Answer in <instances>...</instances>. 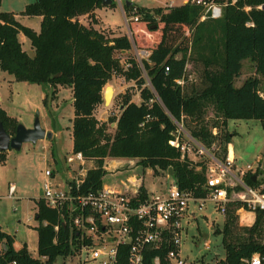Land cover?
<instances>
[{
    "label": "trees",
    "instance_id": "trees-1",
    "mask_svg": "<svg viewBox=\"0 0 264 264\" xmlns=\"http://www.w3.org/2000/svg\"><path fill=\"white\" fill-rule=\"evenodd\" d=\"M263 2L239 0L238 4L226 5L221 16L206 15L203 19V7L194 3L167 10L162 6H139V19L130 22L133 39L144 31L154 42L149 48L150 54L142 57L140 63L136 55L122 61L116 54L132 48L133 41L127 34H108L96 26L98 20L94 11L103 5V0H32L22 12L41 15L39 30L22 23L14 12L0 10V68L17 80L52 87L72 86L73 149L96 162L88 171L84 190L101 188L107 173L105 159L121 157L137 159L144 168H152L154 174L171 170L180 189L204 197L207 195L204 186L208 174L206 163L194 161L188 155L182 157L181 150L170 141L181 124L207 148L217 144L221 153L215 152V156L224 162L228 157L231 132L221 136L213 130L226 126L231 119H258L264 128L260 77L250 75L242 84H235L243 59L247 57L264 76V8L257 7ZM115 4V0L109 3ZM245 4L252 7L246 10ZM125 9L131 12L132 6L125 4ZM84 14L91 16L89 24L81 21ZM249 20L253 24H248ZM133 22L136 29L132 28ZM141 25L145 28H139ZM154 30L161 33L160 38H154ZM21 31L29 36L33 54L23 47L19 37ZM189 63L201 66L199 81L196 72L194 75L188 71ZM114 74L136 82L140 101L133 99V91L128 88L120 94L119 114L100 120L96 110L104 103L105 85ZM48 98L46 91L44 104L48 103ZM210 107L214 115L212 122L206 117ZM0 121L11 135L20 124L1 106ZM111 123L115 124L113 132L108 130ZM52 153L56 156L55 150ZM6 154V150H0V162L6 159ZM244 181L254 187L264 185L257 172L246 173ZM139 194L142 199L148 196L143 183ZM36 204L38 256H33L27 244L17 248L14 236L0 228L3 247L0 264L13 261L53 264L59 256L73 253L71 238L75 237V232L69 225H61L57 233L54 225L59 222L58 212L48 207L42 198ZM242 206L240 200L230 202L223 227L215 228V233L222 234L225 248V257L218 259L216 264H247L246 259L253 254L264 253V210L257 208L254 222L241 225L237 210ZM76 242L73 240V244ZM129 247L120 246L117 264H128ZM172 248L170 242L148 246L144 264H155L156 256L160 264H170L168 253Z\"/></svg>",
    "mask_w": 264,
    "mask_h": 264
},
{
    "label": "rangeland",
    "instance_id": "rangeland-1",
    "mask_svg": "<svg viewBox=\"0 0 264 264\" xmlns=\"http://www.w3.org/2000/svg\"><path fill=\"white\" fill-rule=\"evenodd\" d=\"M30 1L32 0H1L0 10L14 12L22 23L36 29L40 27L41 16L22 12L25 5ZM160 1L163 0H139L140 3H147L149 7L158 6ZM99 15L102 19L100 24H97L100 29L105 30L108 34H127L133 41L130 50L123 53L117 51L116 54L122 61L130 55H136L138 58L137 50L149 49L153 45L152 37H149L144 31L139 32L134 41L129 33L131 27L127 25L121 5L117 1L115 5L107 4L100 9ZM80 19L86 24L92 21L89 15L81 16ZM96 19L99 21V18ZM104 22L109 25L105 26ZM141 27L144 25L139 26V28ZM132 28L136 29L135 22L132 23ZM19 34L23 47L32 54L33 47L29 36L22 31ZM160 36L161 33L154 30V38H160ZM200 69V65L188 64V71L196 72L198 81L200 80ZM250 75L260 77V88L264 95V76L257 72L255 62L247 57L243 59L241 73L235 78V84H242L244 79ZM191 77L193 75H190ZM107 84L113 85L114 96L110 104L102 103L99 105L97 114L106 111L107 116L119 114L120 94L128 88L133 91V99L140 101V91L134 80H126L124 76L114 74ZM53 88H55L54 93H52ZM46 91L49 93V98L48 103L44 104L43 98ZM0 105L5 107L11 115L16 116L19 122L26 127L33 125L38 117L43 128L47 130L53 128L56 131V135L52 139L39 140L37 143L26 142L20 150H7L6 159L0 162V228L14 235L16 246L27 244L33 256L37 257L36 201L45 182L44 170L48 163L52 164L53 162L52 150L56 151V158L59 160H63L64 154L67 152L71 154L73 150L71 135L74 116L73 89L71 85L52 87V85L17 80L13 74L0 68ZM206 117L207 120H210L209 122H212L214 117L212 107L208 108ZM179 127L183 126L180 124ZM183 129L185 134L190 135L186 128L183 127ZM108 130L114 131L113 123L109 125ZM215 130L216 133L220 132L219 135L221 136L226 132H231L232 135L230 146L236 155V161L232 164H229L228 160L222 163L230 167L243 181L248 172H257L258 179L264 180V128L260 120L231 119L226 126ZM185 134L181 130L183 140L188 141L189 138ZM191 148V152L188 153L189 158L194 161H203L208 168L216 164L215 152L221 153V148L217 144L207 148L197 140L191 142ZM62 164L64 165V161ZM91 164L95 166L96 162L93 160ZM107 164L110 171L105 174L103 181L111 186H122L121 180L127 182L128 177H137V175H140L141 181H144L137 182V184L143 183L150 191L164 188L166 184L172 181L170 172L161 170L160 173L154 174L152 168H144L137 159L117 163L116 168H114L112 160H108ZM248 165H251L252 169L247 171ZM112 169L115 171H111ZM56 173L55 181L59 179L60 171H56ZM12 185H14V193L13 197L10 198L8 193ZM190 207V212L194 213L189 212L183 220L181 255L187 259L188 264H201L203 261L208 264H216L218 259L225 257L223 236L215 233V228L223 227L225 214L216 209L211 201H206L202 209L192 204ZM244 215L245 213L240 215L239 223L241 225L248 223ZM207 243H209L208 246ZM85 258V252L82 254V261L78 256H59L53 264H89L84 262ZM96 264L100 263L96 262Z\"/></svg>",
    "mask_w": 264,
    "mask_h": 264
},
{
    "label": "built area",
    "instance_id": "built-area-1",
    "mask_svg": "<svg viewBox=\"0 0 264 264\" xmlns=\"http://www.w3.org/2000/svg\"><path fill=\"white\" fill-rule=\"evenodd\" d=\"M122 8L126 23L130 26L133 19H139L137 9L139 6H147L139 0H115ZM127 1H131V12L125 9ZM201 5L206 15L219 17L228 4H238L239 0H163L158 6L165 10L184 3ZM149 7V6H147ZM251 4H245L249 10ZM258 8H264V2L257 4ZM248 24H253L249 20ZM131 37L132 31L129 28ZM150 54L149 49L137 50L138 60L142 63V57ZM168 68V67H167ZM179 127L177 135L170 141L171 145L179 148L182 157L191 152V142L195 138L187 135L188 141L182 140ZM216 133V130H214ZM215 166L208 168L205 182L207 195L197 197L192 192L182 190L173 178L163 191L149 193L144 199L140 197L141 184L134 181L123 182L124 189L115 188L109 184L93 190H84L88 171L94 166L93 160L87 159L81 151L72 150L64 156L62 170L55 159L53 166L48 163L44 170L45 182L38 199L42 198L46 205L55 209L59 214V222L54 225L58 233L61 225H69L75 232L71 238L73 253L68 256H78L82 261L83 252L86 253L85 263L117 264L120 246L129 245L128 264H144V254L148 246H160L163 242H170L173 248L168 253L170 264H188L187 259L181 255V240L183 220L190 212L191 204L203 208L206 201H211L216 209L226 214L227 206L233 200H240L244 206L237 213L246 208L253 212L257 208L264 210V185L254 187L237 176L223 161L215 158ZM228 163L234 162L227 157ZM223 162V163H222ZM65 169V171H63ZM252 169L248 165L247 171ZM56 171H60L59 179ZM244 173V172H243ZM241 187L237 189V187ZM14 185L10 186L8 196L13 197ZM240 218V214H239ZM47 225L48 221H44ZM57 236L55 237V241ZM73 240L77 241L73 244ZM209 243H207L208 246ZM0 243V254L2 252ZM67 256V257H68ZM46 259V257H43ZM155 264H160L159 256L154 259ZM247 264H264V253H255L246 259ZM11 264H17L13 261Z\"/></svg>",
    "mask_w": 264,
    "mask_h": 264
},
{
    "label": "water",
    "instance_id": "water-1",
    "mask_svg": "<svg viewBox=\"0 0 264 264\" xmlns=\"http://www.w3.org/2000/svg\"><path fill=\"white\" fill-rule=\"evenodd\" d=\"M113 0H103V4L107 5L112 3ZM131 1H127V4H130ZM114 96V87L111 84L105 85L104 90V103L110 104ZM53 138V131L46 130L41 126L39 118L35 119V122L32 127H26L24 124L20 123L14 135L9 134L2 122L0 121V150H9V149H16L20 150L24 143H37L39 140L44 139H52ZM170 172H172L170 170ZM41 194V191H40ZM38 219V216H36Z\"/></svg>",
    "mask_w": 264,
    "mask_h": 264
},
{
    "label": "crops",
    "instance_id": "crops-1",
    "mask_svg": "<svg viewBox=\"0 0 264 264\" xmlns=\"http://www.w3.org/2000/svg\"><path fill=\"white\" fill-rule=\"evenodd\" d=\"M104 6H107V5H102V6H99V7H97L96 9H95V13H94V16L95 17H97V18H99V21L97 22V24H100V21L102 20L101 19V16L99 15V11H100V9H102ZM86 15H88V14H84L83 16H86ZM41 16V15H40ZM42 18V17H41ZM105 23V22H104ZM96 24V26L97 27H99L98 25ZM106 24V23H105ZM107 25H109V24H106L105 26H107ZM40 26H41V22H40ZM40 29V27L39 28H36V30H39ZM118 34V33H117ZM19 37H20V34H19ZM34 53V48H32V54ZM14 76V75H13ZM15 78V77H14ZM136 101V100H135ZM136 102H139V101H136ZM1 107H3L2 105H0ZM4 109H6L5 107H3ZM98 109H99V106H98V108H97V110H96V112L98 111ZM6 111L8 112V110L6 109ZM102 112V111H101ZM9 113V112H8ZM107 111L106 112H102L101 114H97V116H98V118L100 119V120H107V118H108V116H107ZM10 114V113H9ZM11 115V114H10ZM11 116H13V115H11ZM14 117H16V116H14ZM17 118V117H16ZM113 125H115L114 123H113ZM33 125H29V126H27V127H32ZM47 130V129H46ZM50 130H52L53 131V136H55L56 135V131H55V129H53V128H50ZM49 131V130H48ZM72 135V134H71ZM231 144V143H230ZM230 144L228 145V155H229V157L230 158H233L234 159V162L236 161V155H235V153L233 152V150H232V147L230 146ZM56 152V151H55ZM52 155V158L53 159H55L57 162H59V164H61V166H60V169L62 170V163H63V161H64V156L66 155V153L64 154V156H63V160H59V159H57L56 157L57 156H54L53 155V153L51 154ZM57 155V154H56ZM232 156V157H231ZM108 160H112V164H113V166H114V168H116L117 166H115L117 163H124L125 161H129V160H131L130 158H121V157H118V158H111V157H107L106 159H105V168H106V170H107V172L108 171H110V169L108 168V164H107V162H108ZM132 160H134V159H132ZM111 171H115L114 169H112ZM115 173H117V172H115ZM170 175H171V177H172V173L170 172ZM136 179V182H144V181H141V176L140 175H137V177H135V176H132V177H128L127 178V182H129V181H134V179ZM172 179H173V177H172ZM104 182V181H103ZM123 182H126V181H123V180H121V184H122V186H113V187H115V188H118V189H124L125 188V184L123 183ZM142 184V183H141ZM166 186H167V184H166ZM146 188H147V190H148V192L149 193H153V192H158V191H163L164 190V188L166 189V187H164V188H159V189H157V190H153V191H150L149 189H148V187L146 186ZM192 205H196V204H192ZM36 211H37V209H36ZM190 211H191V207H190ZM190 213H194V212H190ZM242 213H245V215H244V217H245V219L246 220H248V223H247V225H251L253 222H254V219H255V213L253 212V211H247V210H241L240 212H239V214L241 215ZM35 218H36V214H35ZM37 220V219H36ZM37 225H38V221H37ZM36 225V226H37ZM1 230H3V229H1ZM4 231V230H3ZM7 232V231H6ZM9 233V232H8ZM14 236V235H13ZM15 238V237H14ZM15 244V243H14ZM16 246V245H15ZM23 246V245H22ZM22 246H16L17 248H20V247H22Z\"/></svg>",
    "mask_w": 264,
    "mask_h": 264
},
{
    "label": "bare ground",
    "instance_id": "bare-ground-1",
    "mask_svg": "<svg viewBox=\"0 0 264 264\" xmlns=\"http://www.w3.org/2000/svg\"><path fill=\"white\" fill-rule=\"evenodd\" d=\"M232 157V156H231Z\"/></svg>",
    "mask_w": 264,
    "mask_h": 264
}]
</instances>
